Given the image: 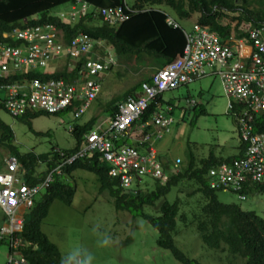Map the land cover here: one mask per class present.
Instances as JSON below:
<instances>
[{"label": "trees", "instance_id": "16d2710c", "mask_svg": "<svg viewBox=\"0 0 264 264\" xmlns=\"http://www.w3.org/2000/svg\"><path fill=\"white\" fill-rule=\"evenodd\" d=\"M83 1L87 4V10L71 20L68 12L60 11L58 14H53L52 10L64 3H70L72 8L75 0H0V26L2 29L10 30L16 26L25 28L39 24H52L60 30L62 33L60 37L66 42L80 34L86 35L93 40L105 42L115 53L117 65L125 58H135L137 61L147 59V65L155 69V72L183 52L186 44L184 31H189L181 24L180 27L169 25L166 17L170 13L162 8L164 6L173 10L179 19L190 18L195 14V23L209 27L223 39L230 37L234 31L235 33L237 31L236 35L239 33L238 37H247V30H243L241 34L239 32V26L242 23L250 27L264 24V0H134L132 5H129L127 0ZM119 5H127L134 9L133 12H128L129 18L117 24L104 21L99 9ZM178 18L175 17L180 23ZM100 51L103 53L104 49L100 47ZM82 63L83 59H80L71 66L72 61L66 59L57 70L33 68L23 73L0 78V81L20 82L26 78L44 80L64 78L72 81L77 77ZM144 81L151 82V76L144 77L131 85L123 94L108 101L105 112L109 116L114 115L119 101L139 93ZM162 94L151 101L133 127L150 120L154 113L161 110ZM98 98L99 96L96 100ZM3 100L4 96L0 97V108L5 109ZM77 105L78 103L75 102L68 109L60 112H74V107ZM168 105L172 109V105ZM194 105H197V102ZM171 109L168 111L170 112ZM238 110L239 106H236L235 111ZM57 113L59 112L54 114ZM48 114L51 113L28 110L17 118L31 122L33 118ZM229 114L237 120L232 113L229 112ZM253 122L254 132L264 133V111L255 113ZM96 123L97 118L94 117L82 125L72 126L71 132L76 139V144L73 148L63 150L69 154L77 151L83 136ZM151 127H147L146 131L152 130ZM13 139V130L0 118V147L18 158L21 168L26 171L25 178L28 183H38L48 171L59 165L60 155L56 152L57 147L43 154H36L33 151L20 153L14 146ZM158 141L160 140L155 143ZM124 143L132 144L129 139H120L117 146L120 147ZM247 145V142L239 137L237 154L226 158L211 153L207 158L198 161L193 154H190L186 164H183L181 159L178 172L172 170L173 161L167 160L159 153L163 171L168 178L165 181L156 180L154 187L146 189L137 180L135 190L132 192L127 191L120 185L118 179L109 175L110 166L100 160V154L78 158L72 164L63 167V174H53L52 183L41 198L35 201L26 216L21 234L29 244L23 248L24 256L30 264H64L66 258L62 257L58 246L42 231L41 224L54 200L59 199L66 205L72 204L76 186L67 182L65 177L70 176L74 170L82 169L98 176L101 191L109 192L116 210L135 212L149 221L159 231L157 244L170 250L182 264L204 263L188 257L176 245L174 234L177 216L186 223L191 219L189 224L195 226V231L207 247L223 252L227 250L229 264H238V259L242 260L239 264H264V216L258 215L254 210H243L237 203L222 202L218 192L223 190L211 188L208 180L211 168L243 157ZM39 162H45L46 170L35 175ZM249 182L243 189L247 196L258 192L264 193V182L252 183L251 180ZM184 185H187L190 190L182 196L179 191L185 187ZM173 187L178 188L177 195L170 201L167 195ZM147 206L158 210L160 215L145 213L144 208Z\"/></svg>", "mask_w": 264, "mask_h": 264}, {"label": "built area", "instance_id": "2783aa9c", "mask_svg": "<svg viewBox=\"0 0 264 264\" xmlns=\"http://www.w3.org/2000/svg\"><path fill=\"white\" fill-rule=\"evenodd\" d=\"M86 10V2L75 0L68 16L74 20ZM133 11L127 5L99 9L103 20L109 24L128 19ZM166 21L173 27H180L169 15ZM184 33L186 44L183 52L154 73L151 82H142L139 93L120 101L114 115L97 123L83 136L77 151L69 154L56 149L60 155L59 165L40 186H46L52 180L53 172H61L62 167L76 159L96 153L100 154L101 161L110 166L109 174L123 186H130L142 176L166 179L155 142L171 131L173 118L158 111L150 120L135 127L133 125L159 94L215 74L223 83L228 111L237 119L239 136L248 145L243 157L209 170V186L234 191L239 199H246L243 189L250 183L249 180L253 183L264 179V133L254 132L253 127L254 114L264 111V24L249 29V45L234 35L223 39L209 27L198 23ZM61 35L60 30L52 24L25 28L16 26L10 30L0 26V78L33 68L46 70L51 63L57 64L66 59L72 61L71 66H74L83 59L78 75L72 81L64 78H26L10 83L0 81L4 107L12 116H21L28 110L54 114L65 111L77 102L74 114L80 117L99 96L102 77L117 65L116 56L105 42L83 34L66 42ZM97 45L104 49L103 53ZM189 102L196 103L192 99ZM236 106H239L238 111H235ZM149 126H152V130L146 131ZM120 139H129L132 144L124 143L119 147L117 142ZM180 162L181 159L176 158L172 170L178 172ZM18 171L15 156L5 155L0 159V211L8 220L0 229V241L6 240L9 244V254L4 264H30L21 250L23 242L19 232L23 225L22 207L25 209L32 205L39 186H27L20 180Z\"/></svg>", "mask_w": 264, "mask_h": 264}, {"label": "rangeland", "instance_id": "374dc122", "mask_svg": "<svg viewBox=\"0 0 264 264\" xmlns=\"http://www.w3.org/2000/svg\"><path fill=\"white\" fill-rule=\"evenodd\" d=\"M127 2L132 5L134 0ZM78 7L79 5L76 8ZM162 8L178 18L170 8ZM60 11H72L71 4H61L52 13L58 14ZM178 20L185 29L191 30L196 15ZM61 64L62 62L51 63L46 70H57ZM151 68L147 65V59L121 60L119 65L102 77V91L98 100L80 117L69 111L41 115L27 122L0 108V118L13 130V143L20 153L33 151L43 154L53 147L70 149L76 144L70 127L82 125L94 117L97 118V123L101 122L107 102L123 94L144 77L151 76L155 70ZM3 96L4 92L0 91V97ZM162 99L160 113L171 116L173 123L171 131L155 143V146L167 160L180 158L186 164L190 154L198 161L207 158L211 153L222 158L237 154V126L234 117L228 113V99L219 77L205 76L165 91ZM187 99L195 100L197 105L189 104ZM168 104L172 105L170 112ZM0 150L7 151L1 147ZM45 167V162H39L36 168L42 171ZM65 180L76 186L72 204L66 205L59 199L54 200L41 224L42 231L58 246L63 258L77 251L82 257L83 254L90 253V264H182L170 250L157 244L159 231L143 216L135 212L116 210L109 192L101 191L95 173L77 169L70 176H66ZM138 181L144 189L155 185L149 176H142ZM184 186L179 191L182 196L190 190L187 185ZM176 190L178 188L173 187L167 195L170 201L176 197ZM41 193L36 196L40 197ZM218 197L224 203H237L243 210H254L258 215L264 216V193L251 194L241 200L231 191H219ZM144 212L160 215L158 210L149 206L144 208ZM176 220L174 239L183 253L204 264H229L228 251L207 247L195 231V226L189 224L191 219L186 223L177 216ZM4 222L5 217L0 213V227ZM105 235L110 237V243L101 245L99 241ZM8 251L7 242L0 241V264L6 262ZM241 261L238 259V264Z\"/></svg>", "mask_w": 264, "mask_h": 264}, {"label": "clouds", "instance_id": "9594fccd", "mask_svg": "<svg viewBox=\"0 0 264 264\" xmlns=\"http://www.w3.org/2000/svg\"><path fill=\"white\" fill-rule=\"evenodd\" d=\"M168 16V15H167ZM169 16H171L175 21H176V19H175V17L172 15V14H169ZM177 22V21H176ZM178 23V22H177ZM194 24H195V22H194ZM193 24V25H194ZM179 25H180V23H179ZM261 25H263V24H261ZM253 26H258V25H251V27H253ZM249 25L247 26V24L245 23V24H241V26H239V32H240V34L242 33V31L243 30H247V33H248V31H249V29L251 28ZM193 28V27H192ZM216 33V32H215ZM236 33H237V31H236ZM236 33H235V31L234 32H232V34H231V36L232 35H234V37L235 38H240V39H244L245 41H246V43H247V45H249V41L247 40V37H238V35H239V33L236 35ZM230 36V37H231ZM227 38H229V37H227ZM107 45V44H106ZM108 46V45H107ZM108 48H109V46H108ZM247 48H249V46H247ZM109 50H110V48H109ZM110 52L112 53V51L110 50ZM114 53V52H113ZM112 53V54H113ZM114 56H116L115 55V53H114ZM117 58V57H116ZM163 68V67H162ZM112 70V69H111ZM110 70V71H111ZM158 70H160V69H158ZM157 70V71H158ZM110 71H107V72H110ZM157 71H155L154 73H156ZM106 72V73H107ZM105 73V74H106ZM154 73H152L151 74V76L154 74ZM211 75H214V76H217V75H215V74H208V75H206V76H211ZM205 77V76H204ZM217 77H219V76H217ZM220 79V78H219ZM221 80V79H220ZM194 81H196V80H194ZM102 83V82H101ZM222 85H223V83H222ZM224 88V87H223ZM102 91V90H101ZM225 91V90H224ZM101 93V92H100ZM100 95V94H99ZM189 100H191V99H187V102L189 103V104H191L190 102H189ZM193 100V99H192ZM96 101V100H95ZM192 105H194V104H192ZM170 107V106H169ZM230 111H228V113H229ZM231 113V112H230ZM17 117V116H16ZM235 123H236V120H235ZM236 126H237V124H236ZM72 127V126H71ZM71 130V129H70ZM238 131V130H237ZM238 135H239V133H238ZM240 137V136H239ZM57 149V148H56ZM61 149V148H60ZM63 150V149H62ZM1 151V150H0ZM158 152H159V150H158ZM5 155H12L10 152H8V151H6V152H3V151H1V154H0V159H2L3 157H5ZM12 156H15V155H12ZM16 157V156H15ZM17 158V157H16ZM17 160H18V158H17ZM173 162H174V160H173ZM18 165H19V171H18V173H17V175L19 176V178H20V180L23 182V183H25L27 186H29V187H33V186H39V189H38V191H37V193L35 194V196H34V198H33V203H32V205L30 206V207H28V208H23L22 207V210H23V225H22V229H21V231L19 232V237H20V239L22 240V242H23V246H22V252H23V248H25L29 243H28V241L27 240H25L24 238H23V236H22V230H23V226H24V220H25V218H26V216L28 215V213H29V211H30V209L34 206V204H35V201L36 200H38V199H40L41 198V196H42V194L46 191V189L50 186V184L52 183V181H53V174H63L64 172H63V167H62V170H61V172H53V174H52V180L46 185V186H40L44 181H45V179H46V177H47V175L49 174V173H51L52 171H53V169L54 168H56V167H54L51 171H48L44 176H43V179L42 180H40L38 183H36V184H30V183H28V181L26 180V178H25V174H26V171H23V169L21 168V166H20V162H19V160H18ZM67 166V165H66ZM65 167V166H64ZM46 170V167H45V169L44 170H42V171H45ZM42 171H38L37 170V168H36V173H35V175H37L38 173H41ZM110 175V174H109ZM111 176V175H110ZM114 178V177H113ZM140 178V177H139ZM139 178H137V179H135L133 182H134V184H133V182H132V184L130 185V186H128V187H126V186H123V185H121L123 188H125L127 191H129V192H132V191H134V189H135V186H136V182H137V180H139ZM151 179H153L154 181H156V180H160V181H165L167 178H168V176L166 177V179H158V178H152V177H150ZM260 182H264V179L262 180V181H260ZM120 183V182H119ZM40 192H42L41 193V195H40V197H37L36 195L38 194V193H40ZM0 213H2V215L5 217V222H4V224L2 225V226H4V225H6L7 223H8V220H7V217L5 216V214L3 213V212H1L0 211ZM1 226V227H2ZM1 227H0V229H1ZM1 241H6V240H1ZM7 242V241H6ZM99 243L101 244V245H107V244H109L110 243V237H108L107 235H105L100 241H99ZM7 245H8V249H9V244H8V242H7ZM9 252V251H8ZM9 254V253H8ZM24 254V253H23ZM91 260H92V256H91V254L90 253H86V254H83V257L82 256H79V253L77 252V251H73V252H71L68 256H67V258H66V260L64 261V264H90V262H91Z\"/></svg>", "mask_w": 264, "mask_h": 264}, {"label": "crops", "instance_id": "0c3cea01", "mask_svg": "<svg viewBox=\"0 0 264 264\" xmlns=\"http://www.w3.org/2000/svg\"><path fill=\"white\" fill-rule=\"evenodd\" d=\"M246 48H247V47H246ZM245 51H247V49H246ZM135 94H136V93H135ZM124 99H125V98H124ZM124 99H123V100H124ZM123 100H121V101H123ZM96 101H97V100H96ZM119 102H120V101H119ZM93 103H94V102H93ZM108 116H109V115L105 112V115L103 116V119L108 118Z\"/></svg>", "mask_w": 264, "mask_h": 264}, {"label": "bare ground", "instance_id": "6f19581e", "mask_svg": "<svg viewBox=\"0 0 264 264\" xmlns=\"http://www.w3.org/2000/svg\"><path fill=\"white\" fill-rule=\"evenodd\" d=\"M246 50V49H245Z\"/></svg>", "mask_w": 264, "mask_h": 264}]
</instances>
